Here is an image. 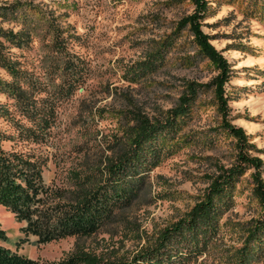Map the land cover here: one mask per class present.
Instances as JSON below:
<instances>
[{"label": "rangeland", "instance_id": "1", "mask_svg": "<svg viewBox=\"0 0 264 264\" xmlns=\"http://www.w3.org/2000/svg\"><path fill=\"white\" fill-rule=\"evenodd\" d=\"M20 1L37 6L61 31L60 40L51 45L45 23L38 22L26 48H10L19 67L37 84L35 98L42 99L52 114L36 141L19 136L18 127L32 123L12 98L0 93V104L11 117L0 118V130L10 136L1 147L28 153L42 162L48 202L73 199L71 170L93 168L113 153L125 138L131 112L159 118L176 103L185 82H205L215 73L213 66L196 54L187 59L190 63H183L184 54L195 52L183 28L162 67L136 81L125 80L124 66L142 59L157 40L173 30L192 9L188 0ZM213 1L208 0L215 13L203 20L201 29L232 68L225 85L231 99V123L248 134L258 149L252 154L263 160L264 167L260 151L264 149V19L245 17L236 5ZM0 78L10 80L2 69ZM217 122L210 91L198 95L191 118L173 142L171 155L145 174L132 202L114 211L92 235L40 242L36 236L23 233L24 221H17L0 205V229L5 234L0 244L37 262L56 261L76 246L118 254L134 250L144 243L145 234H152L188 209L206 185L204 176L212 173L216 164L231 161L229 137H217L212 146L207 142L210 128ZM259 213L245 173L235 186L232 207L219 220V232L196 264H221L225 254L238 244L244 222Z\"/></svg>", "mask_w": 264, "mask_h": 264}, {"label": "trees", "instance_id": "2", "mask_svg": "<svg viewBox=\"0 0 264 264\" xmlns=\"http://www.w3.org/2000/svg\"><path fill=\"white\" fill-rule=\"evenodd\" d=\"M188 1L192 9L176 22L173 30L157 40L142 59L126 64L123 73L126 81H136L157 71L170 49L177 45L180 30L185 28L195 52L184 54L181 60L190 63L187 59L194 54L206 59L215 71L210 79L185 82L176 103L164 110L159 118L151 119L139 111L131 112L124 128L125 138L113 153L104 156L93 168L71 170L74 195L69 202H48L50 193L43 184L42 162L28 153L4 150L1 142L10 136L0 130V205L17 221H24L23 233L36 236L40 242L92 235L114 211L132 202L145 174L171 155L173 142L191 118L197 96L207 91L211 93L218 116L217 124L210 128L207 142L212 146L217 137H229L233 145L231 161L226 165L216 164L214 171L204 176L206 185L188 209L152 234H145L144 243L134 250L118 254L76 246L56 261L37 262L12 253L0 244V264H196L219 232V220L232 207L235 186L245 173L249 193L260 213L244 222L238 244L225 254L221 264H259L264 261L263 160L252 154L258 149L248 134L231 123L228 106L231 99L225 85L232 68L210 43V35L201 29L203 20L215 13V6L208 0ZM218 1L213 2L218 4ZM221 1L236 5L245 17L264 19V0ZM38 22L45 23L44 30L49 34L51 45H55L62 37L61 31L45 19L37 6L29 1H0V69L10 77V80L0 78V93L12 98L19 112L32 123L29 127H18L17 134L33 141L41 136V127L46 126L52 113L42 99L35 98L37 84L19 67L10 48H26ZM0 118L11 119L3 104H0ZM188 136L183 135V138ZM260 151L264 153V149ZM4 239L5 234L0 229V242Z\"/></svg>", "mask_w": 264, "mask_h": 264}]
</instances>
